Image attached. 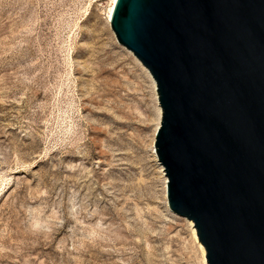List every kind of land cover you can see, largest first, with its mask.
<instances>
[{"label":"rangeland","instance_id":"374dc122","mask_svg":"<svg viewBox=\"0 0 264 264\" xmlns=\"http://www.w3.org/2000/svg\"><path fill=\"white\" fill-rule=\"evenodd\" d=\"M110 2L0 0V264L207 263L166 206L157 92Z\"/></svg>","mask_w":264,"mask_h":264},{"label":"water","instance_id":"95a60500","mask_svg":"<svg viewBox=\"0 0 264 264\" xmlns=\"http://www.w3.org/2000/svg\"><path fill=\"white\" fill-rule=\"evenodd\" d=\"M110 28L155 82L169 210L208 264H264V0H116Z\"/></svg>","mask_w":264,"mask_h":264},{"label":"bare ground","instance_id":"6f19581e","mask_svg":"<svg viewBox=\"0 0 264 264\" xmlns=\"http://www.w3.org/2000/svg\"><path fill=\"white\" fill-rule=\"evenodd\" d=\"M115 1L116 0H111V2H110V4H109V7H108V9H107V12H106V21L108 22V24H109V26H110V21H111V16H112V12H113V8H114V5H115ZM128 53H131L128 49H126V48H124ZM135 60L142 66V68L145 70V72L149 75V77L151 78V75L149 74V72L147 71V69L135 58ZM151 81H152V84H153V86L155 87V85H154V80H153V78H151ZM158 117H160V109L158 108ZM157 126H158V122H157V125H156V128H157ZM155 128V129H156ZM152 151H154V149H152ZM155 155V154H154ZM161 164V163H160ZM159 171L163 174V169H162V166L161 165H159ZM164 177V176H163ZM163 186H164V198H165V203H166V206H167V201H166V193H165V183H166V177H164V179H163ZM168 207V206H167ZM191 222V221H190ZM194 237H195V233H194ZM199 244V247H200V249H201V253H202V255H203V253H204V248H203V246L200 244V243H198ZM204 264H207L205 261L203 262Z\"/></svg>","mask_w":264,"mask_h":264}]
</instances>
